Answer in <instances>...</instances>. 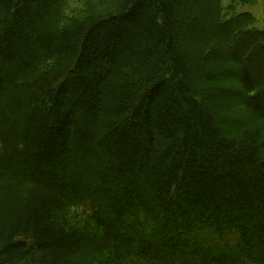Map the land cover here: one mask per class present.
<instances>
[{"label": "trees", "instance_id": "trees-1", "mask_svg": "<svg viewBox=\"0 0 264 264\" xmlns=\"http://www.w3.org/2000/svg\"><path fill=\"white\" fill-rule=\"evenodd\" d=\"M224 1L0 0V264H264V30Z\"/></svg>", "mask_w": 264, "mask_h": 264}, {"label": "rangeland", "instance_id": "rangeland-1", "mask_svg": "<svg viewBox=\"0 0 264 264\" xmlns=\"http://www.w3.org/2000/svg\"><path fill=\"white\" fill-rule=\"evenodd\" d=\"M75 1V0H72ZM230 0H225L224 4H228ZM234 1V0H231ZM230 1V2H231ZM235 12H249L254 16V24L253 26L257 29L264 30V0H253L251 3H240L235 1V6L232 8ZM232 13V11L230 12Z\"/></svg>", "mask_w": 264, "mask_h": 264}]
</instances>
